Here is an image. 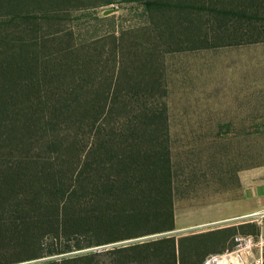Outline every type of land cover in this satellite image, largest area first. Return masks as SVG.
I'll list each match as a JSON object with an SVG mask.
<instances>
[{"label":"trees","instance_id":"trees-1","mask_svg":"<svg viewBox=\"0 0 264 264\" xmlns=\"http://www.w3.org/2000/svg\"><path fill=\"white\" fill-rule=\"evenodd\" d=\"M139 1L0 0V264H203L233 248L229 228L168 234L174 174L155 47L143 60L129 39L139 29L85 40L70 21ZM175 1L140 3L194 14L189 43L208 40L207 23L219 46L264 43V0Z\"/></svg>","mask_w":264,"mask_h":264},{"label":"rangeland","instance_id":"rangeland-1","mask_svg":"<svg viewBox=\"0 0 264 264\" xmlns=\"http://www.w3.org/2000/svg\"><path fill=\"white\" fill-rule=\"evenodd\" d=\"M140 1L73 11L70 21L85 40L93 34L139 29L141 35L129 39L141 44L143 60L151 46L156 49L158 73L167 92L173 235L229 228L235 235L226 244L233 242V247L238 238L264 236V218L256 223L235 217L241 179L264 169V43L219 46L225 41L209 29L212 23L203 22L208 40L189 43L185 29L202 26L194 14L171 7L148 12ZM108 11L112 13L105 16ZM260 27L264 36V23ZM176 32L181 42L167 46L166 37Z\"/></svg>","mask_w":264,"mask_h":264},{"label":"crops","instance_id":"crops-1","mask_svg":"<svg viewBox=\"0 0 264 264\" xmlns=\"http://www.w3.org/2000/svg\"><path fill=\"white\" fill-rule=\"evenodd\" d=\"M237 209L238 211L235 214L236 219H248L251 221L246 220L247 222L258 223L264 218L260 217L261 214L264 213V169L250 172L241 179L240 203L237 205ZM251 216H256V218H254L255 220L249 219ZM234 248L235 246L232 249H226L223 252L209 255H221L225 251L232 252ZM229 258L234 264H238L234 255H229ZM242 258V262L239 264H254L255 260L258 258V252L255 249L243 251Z\"/></svg>","mask_w":264,"mask_h":264},{"label":"built area","instance_id":"built-area-1","mask_svg":"<svg viewBox=\"0 0 264 264\" xmlns=\"http://www.w3.org/2000/svg\"><path fill=\"white\" fill-rule=\"evenodd\" d=\"M260 217H264V213L261 214ZM254 218H256V216L249 217V219H254ZM236 242L237 244L234 250H232V252L225 251L221 255H209L203 264H234L230 260L229 255H234L235 259L238 261L239 264L242 262L243 259L242 258L243 251H251L253 249H255L258 252V258L255 260L254 264L263 263L264 236L262 234H260L255 239H253L252 237L239 238L236 240Z\"/></svg>","mask_w":264,"mask_h":264},{"label":"water","instance_id":"water-1","mask_svg":"<svg viewBox=\"0 0 264 264\" xmlns=\"http://www.w3.org/2000/svg\"><path fill=\"white\" fill-rule=\"evenodd\" d=\"M168 234H173V232H170V233H168ZM23 264H27V263H23Z\"/></svg>","mask_w":264,"mask_h":264}]
</instances>
